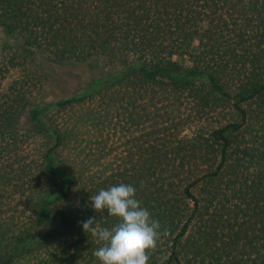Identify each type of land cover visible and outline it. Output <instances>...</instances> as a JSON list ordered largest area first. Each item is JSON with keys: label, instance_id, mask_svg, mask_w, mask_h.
I'll return each mask as SVG.
<instances>
[{"label": "trees", "instance_id": "obj_1", "mask_svg": "<svg viewBox=\"0 0 264 264\" xmlns=\"http://www.w3.org/2000/svg\"><path fill=\"white\" fill-rule=\"evenodd\" d=\"M0 28L100 60L37 103L0 62V264H98L82 222L118 223L89 200L119 183L161 224L148 264H264V0H0Z\"/></svg>", "mask_w": 264, "mask_h": 264}, {"label": "clouds", "instance_id": "obj_2", "mask_svg": "<svg viewBox=\"0 0 264 264\" xmlns=\"http://www.w3.org/2000/svg\"><path fill=\"white\" fill-rule=\"evenodd\" d=\"M136 191L131 184L119 183L90 197L94 211L118 219L111 228L98 227L95 218L82 222L83 230L101 244L93 252L98 264H148L161 224L137 199Z\"/></svg>", "mask_w": 264, "mask_h": 264}, {"label": "rangeland", "instance_id": "obj_3", "mask_svg": "<svg viewBox=\"0 0 264 264\" xmlns=\"http://www.w3.org/2000/svg\"><path fill=\"white\" fill-rule=\"evenodd\" d=\"M22 43L16 35L6 34L0 28V62L8 68L4 88L10 90L14 86H19L26 94L27 102H52L80 89L91 78L100 74V60L97 58L89 61L52 59L49 54L30 50ZM91 107H93L91 103L84 104L80 105V108L79 106L74 108V111L80 113ZM67 115L70 116V113L61 117L66 118ZM56 116L57 114L52 111L45 115V118L54 121Z\"/></svg>", "mask_w": 264, "mask_h": 264}]
</instances>
